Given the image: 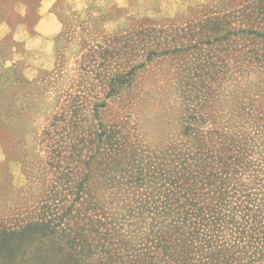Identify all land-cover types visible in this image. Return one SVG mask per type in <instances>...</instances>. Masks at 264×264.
Here are the masks:
<instances>
[{"label":"rangeland","instance_id":"obj_1","mask_svg":"<svg viewBox=\"0 0 264 264\" xmlns=\"http://www.w3.org/2000/svg\"><path fill=\"white\" fill-rule=\"evenodd\" d=\"M41 16L47 67L0 43V264L71 263L10 238L46 214L97 246L80 264H264V0H0Z\"/></svg>","mask_w":264,"mask_h":264},{"label":"trees","instance_id":"obj_2","mask_svg":"<svg viewBox=\"0 0 264 264\" xmlns=\"http://www.w3.org/2000/svg\"><path fill=\"white\" fill-rule=\"evenodd\" d=\"M243 57L242 66L248 67L252 70L256 67H263L264 65V54H252L249 51H246ZM72 148V147H71ZM197 163L202 165L203 160L201 158H197ZM260 211V207L257 209V215L254 217L255 219H258V222L260 223L261 227L252 226V232L254 234L259 235V232L263 234L264 239V217H258V212ZM43 214V213H42ZM264 216V213H263ZM46 217L48 218H40L39 221L34 223L33 225L30 223H26L25 225L18 227V229H13L8 232L10 238L13 242L17 240H24L26 238H31L34 236L35 233H37L36 230L39 229V232L41 231H48L50 235H57L58 239H64L68 248L71 251L70 254V264H80V259L84 256L88 257L89 253L91 254L93 250L97 249V246L93 248L91 243H87L86 236L81 231H75L71 226H69L66 223L61 222L60 224H55L54 219L49 218L48 214H46ZM55 219L61 221L62 219L59 217H56ZM258 227V228H256ZM41 244L42 242L36 241V244ZM91 249H93L91 251ZM166 248H164L165 250ZM103 252V250L99 251Z\"/></svg>","mask_w":264,"mask_h":264},{"label":"crops","instance_id":"obj_3","mask_svg":"<svg viewBox=\"0 0 264 264\" xmlns=\"http://www.w3.org/2000/svg\"><path fill=\"white\" fill-rule=\"evenodd\" d=\"M38 24L41 26L37 30L38 32L31 33L25 23L13 26L7 21L0 19V43L7 37H10L15 43H23L31 63L39 67H47L52 61L51 38L57 31V24L55 18L42 16ZM38 45H41L40 49H37ZM14 49L15 46L13 47ZM11 61H13L12 58H0V63H3L4 66H7V63Z\"/></svg>","mask_w":264,"mask_h":264}]
</instances>
